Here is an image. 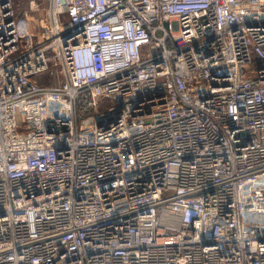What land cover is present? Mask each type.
<instances>
[{
    "label": "built area",
    "instance_id": "2783aa9c",
    "mask_svg": "<svg viewBox=\"0 0 264 264\" xmlns=\"http://www.w3.org/2000/svg\"><path fill=\"white\" fill-rule=\"evenodd\" d=\"M43 2L0 0V264H264V0Z\"/></svg>",
    "mask_w": 264,
    "mask_h": 264
},
{
    "label": "rangeland",
    "instance_id": "374dc122",
    "mask_svg": "<svg viewBox=\"0 0 264 264\" xmlns=\"http://www.w3.org/2000/svg\"><path fill=\"white\" fill-rule=\"evenodd\" d=\"M16 11L20 19V31L21 33H28L29 35H40L47 21L46 16L48 13L49 5L46 2L35 9L30 8L29 0H17ZM65 20H63L64 22ZM58 69V68H57ZM62 78L58 76H51L47 79H41L40 82L44 84H58L61 83ZM101 106L99 109H102ZM92 113V110H89Z\"/></svg>",
    "mask_w": 264,
    "mask_h": 264
},
{
    "label": "crops",
    "instance_id": "0c3cea01",
    "mask_svg": "<svg viewBox=\"0 0 264 264\" xmlns=\"http://www.w3.org/2000/svg\"><path fill=\"white\" fill-rule=\"evenodd\" d=\"M24 35L26 36V38H27V36L29 35L28 33H24ZM29 36H32V34L31 35H29Z\"/></svg>",
    "mask_w": 264,
    "mask_h": 264
}]
</instances>
